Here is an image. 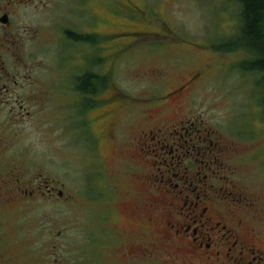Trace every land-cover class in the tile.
I'll return each instance as SVG.
<instances>
[{
  "label": "flooded vegetation",
  "instance_id": "flooded-vegetation-1",
  "mask_svg": "<svg viewBox=\"0 0 264 264\" xmlns=\"http://www.w3.org/2000/svg\"><path fill=\"white\" fill-rule=\"evenodd\" d=\"M43 2L0 0V207L59 199L62 191L49 184L24 186L27 172L21 158L28 135L38 133L43 141L55 143L65 136L80 144L74 147L85 157V172H91L85 179L87 190L100 191V197L88 199L100 202L105 239L119 248L125 262L139 258L152 264L163 248V264H264L261 197L233 178L232 158L252 159L244 154L242 143L223 139L194 119L192 112L182 114L179 106L171 119L163 120L159 118L164 112L150 109L186 90L187 84L161 94L162 100L142 102L147 99L121 91L108 93L105 74L74 72L71 67L48 80L33 74L40 63L35 61L57 59L33 57L32 46L45 49L66 40L87 42L91 32L87 27L80 34L74 26L61 25L60 31L51 33L52 42L43 45L42 27L28 24L23 16L25 7L44 8ZM58 67L56 62V71ZM250 71V89H256L258 82L263 87L264 68ZM255 106L264 112L262 105ZM121 122L132 131L126 133ZM243 130L234 133L245 137ZM105 147H110L111 165L123 173L120 186L107 173ZM263 152L264 144L253 158L262 161ZM13 155L18 164L8 160L11 165L6 166V158ZM113 205L118 213L111 210ZM114 222L118 224L113 226ZM137 223L144 225L142 231L134 229ZM139 237L152 242L140 243Z\"/></svg>",
  "mask_w": 264,
  "mask_h": 264
},
{
  "label": "rangeland",
  "instance_id": "rangeland-1",
  "mask_svg": "<svg viewBox=\"0 0 264 264\" xmlns=\"http://www.w3.org/2000/svg\"><path fill=\"white\" fill-rule=\"evenodd\" d=\"M43 3L44 8L23 9L28 24L39 23L42 27L43 45H48L51 33L60 31L61 25L74 26L80 34H85L87 27L91 32L87 42L66 40L45 49L32 46L33 57L57 59L35 61L40 63L33 67V74L44 75L48 80L56 72L68 73L66 69L70 67L74 72L105 74L108 93L121 91L147 99L142 102L162 100L161 94L187 84L186 90L150 109L156 114L164 112L159 118L163 120L171 119L179 106L182 114L192 112L194 119L202 120L223 139L241 142L244 154L252 159L233 157V178L241 188L261 197L264 211V152L262 161L252 154L264 144V112L255 106L257 103L264 107V86L259 87L258 82L256 91L250 89L248 61L253 53L240 39L241 7L237 0ZM259 79L256 75V82ZM121 126L124 128V122ZM243 129L247 130V135L242 134L245 137L234 133L244 132ZM124 131L131 132L132 128ZM41 137L30 134L24 142V186L31 189L46 183L60 189L62 195L51 201L39 198L30 204L0 207V264H149L139 258L125 262L119 248L106 241L105 228L100 224L104 211L100 202L91 203L88 199L100 197V191L95 187L87 190L85 179L89 180L91 172H85V157L80 148L74 147L79 142L65 136H60L57 143L47 142ZM55 148L59 149L58 154L53 153ZM105 151L107 173L120 186L123 173L115 163L111 165L110 147H105ZM10 157L6 158V166L11 162L18 164L14 155ZM111 210L118 213L116 205ZM261 225L264 235V220ZM143 226L137 223L134 229L142 231ZM138 242L152 240L139 237ZM156 254L157 260L152 264H163V248Z\"/></svg>",
  "mask_w": 264,
  "mask_h": 264
},
{
  "label": "trees",
  "instance_id": "trees-1",
  "mask_svg": "<svg viewBox=\"0 0 264 264\" xmlns=\"http://www.w3.org/2000/svg\"><path fill=\"white\" fill-rule=\"evenodd\" d=\"M241 7L240 39L253 53L250 68H264V0H237ZM234 42L233 45H235Z\"/></svg>",
  "mask_w": 264,
  "mask_h": 264
},
{
  "label": "water",
  "instance_id": "water-1",
  "mask_svg": "<svg viewBox=\"0 0 264 264\" xmlns=\"http://www.w3.org/2000/svg\"><path fill=\"white\" fill-rule=\"evenodd\" d=\"M61 194V193H60Z\"/></svg>",
  "mask_w": 264,
  "mask_h": 264
}]
</instances>
